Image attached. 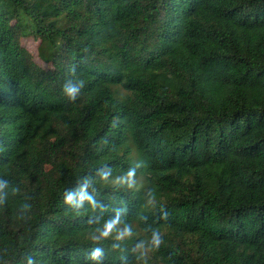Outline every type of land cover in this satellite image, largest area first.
Masks as SVG:
<instances>
[{
	"label": "trees",
	"instance_id": "16d2710c",
	"mask_svg": "<svg viewBox=\"0 0 264 264\" xmlns=\"http://www.w3.org/2000/svg\"><path fill=\"white\" fill-rule=\"evenodd\" d=\"M0 183V264H264V0H0Z\"/></svg>",
	"mask_w": 264,
	"mask_h": 264
},
{
	"label": "clouds",
	"instance_id": "9594fccd",
	"mask_svg": "<svg viewBox=\"0 0 264 264\" xmlns=\"http://www.w3.org/2000/svg\"><path fill=\"white\" fill-rule=\"evenodd\" d=\"M84 86V81H79L78 84L76 85H72V84H65L63 86V93L64 95L70 100V101H75L82 89V87ZM133 175V171H129L128 173V177L130 178L131 176ZM4 187V184L3 183H0V188H3ZM77 194L72 192V191H66L64 192L63 194V203L64 204H67V205H72L73 204V201H74V197L76 196ZM85 199H89V197H86L85 194H84V189L81 188L79 190V194H78V201L76 203V207H79L83 201ZM2 202V201H0ZM91 202V201H90ZM26 207H29L30 206H26ZM116 224V221H112L110 223H107L104 227V230L103 232H101L100 234V237H93L94 240L96 239H102V238H107L109 236V234L112 232L113 230V227L114 225ZM129 234V231L127 228H125L124 231L120 232L116 239H123L126 235ZM162 243V239L160 237L159 234H154L153 235V238H152V245L154 248H158L160 246V244ZM102 255V249L101 248H94L90 254L88 255V259L89 260H92V261H95L97 260L99 257H101ZM28 264H34L33 260L32 259H29L28 260Z\"/></svg>",
	"mask_w": 264,
	"mask_h": 264
},
{
	"label": "rangeland",
	"instance_id": "374dc122",
	"mask_svg": "<svg viewBox=\"0 0 264 264\" xmlns=\"http://www.w3.org/2000/svg\"><path fill=\"white\" fill-rule=\"evenodd\" d=\"M21 43L23 44V46L32 54V56L34 57L35 61L39 64L40 63V60L38 59L36 53H37V43L38 41L35 40L34 38H32L31 36H25V37H22L21 38ZM165 231H159L157 234H161ZM138 234V233H136ZM150 237L148 236V239L149 240ZM147 241L144 240V242L141 243V245H139L137 248H136V251H138L139 253L143 254L146 252L147 250ZM140 260H137L135 261L133 264H139Z\"/></svg>",
	"mask_w": 264,
	"mask_h": 264
}]
</instances>
